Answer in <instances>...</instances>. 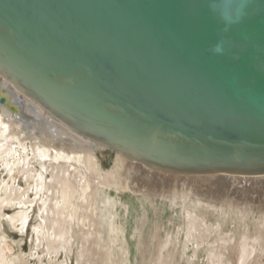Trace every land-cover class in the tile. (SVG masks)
Instances as JSON below:
<instances>
[{"label":"water","instance_id":"1","mask_svg":"<svg viewBox=\"0 0 264 264\" xmlns=\"http://www.w3.org/2000/svg\"><path fill=\"white\" fill-rule=\"evenodd\" d=\"M0 78L150 171L264 177V0H0Z\"/></svg>","mask_w":264,"mask_h":264},{"label":"bare ground","instance_id":"2","mask_svg":"<svg viewBox=\"0 0 264 264\" xmlns=\"http://www.w3.org/2000/svg\"><path fill=\"white\" fill-rule=\"evenodd\" d=\"M0 86L5 97V103L0 104V162L11 175V183L1 184L0 201L19 200L12 197V174L33 182L36 196L44 202L41 222L33 233L45 237L49 264H59L60 251L68 245L72 252L69 241L75 238L76 227L80 231L84 226L82 220L89 226L80 231L82 264H127L123 223L131 208L104 196V188L110 187L140 197L143 219L135 220V233L140 245L144 239L148 241L140 264H260L264 256V196L252 199L249 194H262L264 177L171 175L127 163L119 155H114L112 171L102 172L96 157L100 147L72 132L1 78ZM156 183L168 185V192L155 188ZM171 184L175 188L169 187ZM80 207L90 214H77ZM27 211L22 209L11 218L20 224V230L27 226ZM254 213L261 216L252 219ZM92 215L99 220H92ZM43 227L47 236H42ZM10 251V256L0 251V264H27Z\"/></svg>","mask_w":264,"mask_h":264},{"label":"rangeland","instance_id":"3","mask_svg":"<svg viewBox=\"0 0 264 264\" xmlns=\"http://www.w3.org/2000/svg\"><path fill=\"white\" fill-rule=\"evenodd\" d=\"M96 157L100 163L101 170L102 172H111L113 167H114V162L116 160V156H114L112 153L106 150H100L97 152ZM128 163V162H127ZM36 170H40V165H36ZM15 176V185L13 187V194L18 199H14L13 201H10L9 203L7 202H1L0 201V251H3L7 256L11 255V249L14 252V256H18L22 258V260L27 263V264H49V259L50 257L48 254H46L47 251V243L45 237L38 238V235L35 234V231L33 233V230L35 227L38 225L39 222H41V205L44 203L42 201V197H37L36 196V191H35V185L33 182L29 181V179H26V176H23L19 173H14L12 176ZM9 173L7 169L4 167L3 163L0 162V189L2 188L1 184L5 181H9ZM122 183L125 180L124 177L121 178ZM16 184H19V188L17 187ZM157 185L155 188H158L161 190L164 188L163 192H168V185L164 184L163 186L159 184H154ZM174 184H171L169 187H174ZM29 186V187H28ZM17 187V188H16ZM30 187L32 189H30ZM28 188V190H27ZM175 188V187H174ZM19 189V190H17ZM6 191L8 193V196L11 195L9 194V188H6ZM21 191V192H19ZM259 194V197H256V194H249V197L252 199L255 198H260L261 200L263 199V193ZM49 193H47L48 195ZM167 194V193H166ZM1 195V193H0ZM22 195V196H21ZM103 195L106 196L109 199L115 200L118 202V204L122 205H127L131 208V212L128 215V219L125 223H123L126 228L124 231V238L122 239V243L128 247V252L125 258V262L127 264H140L141 263V257L144 255V246L148 245V241L146 239L143 240V245H140V239L135 233L136 230V223L135 220L139 219L141 221L142 218V210L139 207L138 200L140 197H137V195L131 194L130 191H124L122 189L116 190L114 187L110 188H104ZM21 196V197H20ZM11 197V196H9ZM27 201H30V203H26ZM160 202V199H158V203ZM207 203L206 201H204ZM211 205H215L217 208L219 205L217 203H210ZM223 208H227V206H223ZM24 210H28L27 212L29 213V220L26 223V227L24 230H20V224L14 223L11 218L18 212ZM3 212L6 213L2 214ZM211 212V210L209 211ZM76 213L77 214H90V211H84L81 207L76 208ZM261 214L254 213L252 214L251 218L256 219L260 217ZM92 220L98 221L99 218L96 216L92 215ZM107 219H104L106 221ZM147 221L150 220V217L146 219ZM82 223L84 226L80 228V231L84 230L86 231L88 229V223L87 221H83ZM149 223V222H148ZM45 227H43V232L44 236H47V230L45 231ZM78 230L76 227L75 232V238L73 240H70L69 243L72 244V252L68 250L70 245L66 248L65 251H60L61 256H59L58 261L59 264H82L81 258L79 257V251L81 248V232ZM46 232V233H45ZM50 235L52 233L50 232ZM160 236L164 238V234L160 233ZM147 238V237H146ZM46 243V244H45ZM9 247L7 248L6 247ZM155 249H151V254L154 252ZM236 253V252H235ZM73 254V256H71ZM237 254V255H236ZM233 254L234 258H238V253ZM54 255V254H53ZM154 255V254H153ZM55 256V255H54ZM53 256V258H54ZM67 257V258H66ZM148 257V256H146ZM71 258V259H70ZM65 260V261H64ZM179 262L180 259H177ZM260 264H264V256L260 258ZM53 262V260H52ZM61 262V263H60ZM181 264H186V263H181Z\"/></svg>","mask_w":264,"mask_h":264}]
</instances>
